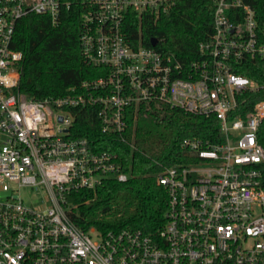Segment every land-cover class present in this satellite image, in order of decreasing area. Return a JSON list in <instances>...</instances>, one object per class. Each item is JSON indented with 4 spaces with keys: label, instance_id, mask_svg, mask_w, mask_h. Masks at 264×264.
<instances>
[{
    "label": "built area",
    "instance_id": "1",
    "mask_svg": "<svg viewBox=\"0 0 264 264\" xmlns=\"http://www.w3.org/2000/svg\"><path fill=\"white\" fill-rule=\"evenodd\" d=\"M175 1L83 0L81 54L105 72L65 95L35 98L19 90L16 24L29 13L57 24L69 4L0 0V264H264V98L242 113L240 95L260 86L235 72L246 57L264 60V21L245 0H213L212 32L183 63L158 40L146 45L131 35L133 14L139 26ZM140 103L214 117L221 139L184 137L183 160L155 173L167 200L154 229L83 230L70 195L130 174L116 154L71 135L75 111L97 106L101 130L123 138L127 110ZM14 186L35 187L40 202L25 203Z\"/></svg>",
    "mask_w": 264,
    "mask_h": 264
},
{
    "label": "trees",
    "instance_id": "2",
    "mask_svg": "<svg viewBox=\"0 0 264 264\" xmlns=\"http://www.w3.org/2000/svg\"><path fill=\"white\" fill-rule=\"evenodd\" d=\"M69 4L61 11L60 20L52 24L46 15L29 13L16 24L11 47L22 53L19 90L28 97L44 98L69 93L85 79L104 74L105 68L87 64L79 45V24L85 10L83 0H61ZM264 21V0H245ZM213 0H176L166 14L149 18L131 35L148 45L155 37L157 48L174 53L183 63L199 56L198 44L212 32ZM139 27V28H138ZM236 73L254 80L260 87L255 92H243L242 113L264 98V60L244 58ZM97 106L75 111L71 135L87 139L96 152L117 155L125 181L108 178L94 190L83 189L70 197L78 203L71 212L72 220L83 230L90 226L105 231L126 226L154 229L163 221L166 193L156 184L155 173L163 166L183 160L180 148L184 137L221 139L219 124L214 117H204L167 104L140 103L127 110L128 126L122 133L101 130ZM258 141L264 147V120L258 131ZM264 188V162L260 165Z\"/></svg>",
    "mask_w": 264,
    "mask_h": 264
},
{
    "label": "rangeland",
    "instance_id": "3",
    "mask_svg": "<svg viewBox=\"0 0 264 264\" xmlns=\"http://www.w3.org/2000/svg\"><path fill=\"white\" fill-rule=\"evenodd\" d=\"M14 196L20 195L23 201L27 204H37L41 200V196L37 193V189L35 187L22 186L15 187Z\"/></svg>",
    "mask_w": 264,
    "mask_h": 264
},
{
    "label": "water",
    "instance_id": "4",
    "mask_svg": "<svg viewBox=\"0 0 264 264\" xmlns=\"http://www.w3.org/2000/svg\"><path fill=\"white\" fill-rule=\"evenodd\" d=\"M157 39L155 37L150 38L151 45H154L156 43ZM9 192H3V194H8Z\"/></svg>",
    "mask_w": 264,
    "mask_h": 264
}]
</instances>
